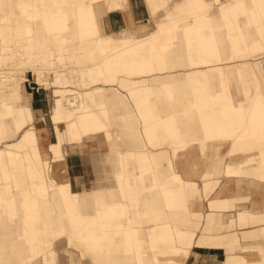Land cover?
I'll list each match as a JSON object with an SVG mask.
<instances>
[{"label":"crops","instance_id":"obj_1","mask_svg":"<svg viewBox=\"0 0 264 264\" xmlns=\"http://www.w3.org/2000/svg\"><path fill=\"white\" fill-rule=\"evenodd\" d=\"M201 2L198 7H193L192 0H177L175 5L167 3L168 10L153 7L146 12L142 0H133V4L121 11L123 23L132 21L136 24L138 21L144 22L146 18V22L151 21V28L147 23L138 28V24L131 31L130 41L119 45L110 54H100L98 61L78 72V77L75 73L71 75V85H75L77 78H86L91 83L97 78L102 84V87L93 88L85 94L81 92L83 96L86 95L94 114L96 110L92 104L104 99L110 94L108 89H112L106 83L111 81L116 86L114 103L108 114L93 115L86 121L83 134L80 133L78 137V142L83 145L85 140L98 142L102 136L106 149L77 157L69 155L66 145L74 144L76 140L69 139L65 130L52 127V140L48 141L47 136L43 135L40 140L47 154L51 155V168L40 169L34 165L32 170H0V199L4 200L5 195L9 194L11 199L5 203L7 207L4 205L10 211L3 220L5 230L0 225V245L4 257L9 260H0V264H24L28 257L37 256H40L38 264H72V256H77L81 264H102V260L106 261L103 264H171V260L179 261V264H230L226 260L230 256L236 257L232 253L234 251L229 250L232 244H229L231 237L227 236L231 231L239 230L236 229V218L233 221L228 219L230 213L235 217L242 214L238 208L232 207L222 215L224 222L218 224V232L198 235L195 231L202 199L193 200L192 205H189V201L188 205L185 202L184 206L179 204L180 209L192 208L196 218L189 217L187 220L185 212L180 211L182 220L177 215L178 221H174L178 230L169 232L165 231V224L171 219L164 220L160 230L154 229L158 222L152 223L154 225L149 228L135 221L132 209L126 203L129 197L126 192L134 194L150 189L149 185L141 183L140 178L149 175V160L155 151L167 149L166 152L171 153L167 147L155 144H172V141L185 144L190 137L198 138L189 134L190 129L177 125L176 119L173 120L175 113L183 121L184 113H188L197 129L202 128V118L207 120V116L212 121L220 117L228 132H232L235 126L240 129V124H244V137L241 139L244 148L236 146L238 139L234 137L229 143L218 147L221 154L227 155L235 149L244 153L253 152L251 149H254V153L259 154L260 150L257 149L264 147V0H223L205 9L201 7ZM241 16L246 18V22L241 20ZM107 17V24L113 30L109 15ZM225 26L237 29L238 33H227ZM168 33V46L173 49L172 54L168 59H159L156 57L159 43ZM143 83L147 85L141 86ZM135 90L145 91L135 93ZM125 91L127 93L123 95ZM28 107L23 103L19 105L24 118H27ZM124 113L136 119H120ZM8 117L11 118L6 116V121ZM159 118L166 120V127L173 129L175 136L169 135L165 127L158 124ZM37 122L35 118L25 121L15 136L7 139L0 136V146L6 142H21V131L33 127ZM49 122L51 126L55 124V121ZM71 122L78 127L75 118L63 123L68 125ZM44 126L45 123L39 127L42 129ZM135 126L143 129L145 134L131 132L129 135L122 130L114 133L111 129ZM211 127L215 129L214 124ZM182 133L187 135L183 136ZM60 145L64 146L62 154H59ZM96 148L101 147L96 143ZM28 151L21 153L27 154ZM166 154L163 153V156ZM81 161L85 179H82L84 170L80 167ZM107 161L110 168L106 165ZM161 165L156 169L157 176L165 175L166 163ZM48 177L52 182L47 180L44 183ZM127 179L130 183L125 185ZM82 182L90 183L86 190L92 192H82L84 189L79 187ZM58 185L62 187V192L64 187L68 190L62 193L63 199L52 195V188ZM32 186L37 188L35 196L29 193ZM154 186L151 191H155ZM42 188L50 190L51 196L47 192H39ZM73 188L77 189V211L82 219H93L97 208L102 209L105 217L103 228L92 227L89 232L99 236L98 247L81 242L76 235L75 221L71 216L74 208L71 205ZM194 190L200 195V187ZM248 197L249 201L244 204L247 211L243 215L246 224L244 230L249 232L264 224V200L258 198L254 201ZM53 206L59 209L54 210ZM251 208L255 209V213L250 212ZM167 212L169 216V206ZM123 213L125 217L121 216ZM251 219L258 221L250 223ZM127 220H130V226L125 228ZM229 225H232L231 231L227 230ZM133 230H139L141 234L135 236ZM262 234L257 233L260 237ZM200 236H205L202 241L198 240ZM76 240L81 247L69 253L68 244ZM150 240L154 243L163 240L164 243L155 248ZM184 241L192 247L188 261L187 250L176 246V243ZM124 245H128V249ZM12 259L17 261L11 263Z\"/></svg>","mask_w":264,"mask_h":264},{"label":"bare ground","instance_id":"obj_2","mask_svg":"<svg viewBox=\"0 0 264 264\" xmlns=\"http://www.w3.org/2000/svg\"><path fill=\"white\" fill-rule=\"evenodd\" d=\"M41 6L39 9L35 0H23L17 1L15 7L18 9L16 12L17 16L11 17L8 16L10 9V5L7 0H0V29L9 30L12 34V40L14 43L10 45V48H14V54L11 55L10 48L9 49H0V67H2L3 63L8 60H12L13 57L20 61L27 58H33L35 56L42 54L44 55V59H49L53 56V53L56 52L62 57H59L58 60L68 64L70 62H75L79 60H85L88 64H92L99 57V51L101 54L107 53L110 49L114 47V43L116 41L122 42V44L127 43L131 39V31L132 28L130 21L128 24H124L120 13H117V10H124L129 4H133V0H123L120 1L119 4L113 3L112 0H67V4H65L64 8L61 6L56 10L52 9V0H38ZM223 0H219L221 2ZM144 5L157 4L154 8H163L164 10H168L167 3H172L175 5L176 0H159L157 3H153V0H142ZM200 0H192V6H199ZM52 3V4H51ZM149 4V5H150ZM210 5L209 0H202L201 7L203 9L207 8ZM171 6V5H170ZM130 7V6H129ZM171 8V7H170ZM109 15L111 19V23L113 26V30H111L107 24L106 18ZM228 16H233L229 14ZM125 18V17H124ZM155 17H153L154 19ZM126 19V18H125ZM177 19V18H176ZM131 20V19H130ZM146 21V18H145ZM127 23V22H126ZM139 26H141L142 21H138ZM175 23V22H174ZM76 26V30L71 34H69L66 30L70 27ZM127 30V31H126ZM126 31V32H125ZM134 31V30H132ZM124 32V33H123ZM134 34V32H133ZM107 36L106 39H101V44L97 40L100 36ZM170 39V33L166 34L164 38L159 43V47L157 49L156 57L168 59V57L172 54V48L168 46V40ZM79 42L73 44H79L77 48H73V51L68 49L67 46L72 42ZM194 42H192L193 44ZM72 44V45H73ZM4 44L3 46H5ZM76 52L79 53L80 56H76ZM62 58V59H61ZM32 60V59H31ZM1 81H5V78L2 77ZM0 96L1 103L3 105L4 111L0 112V134H3L5 137L15 136V133L19 131L21 125L25 121H31L35 118L36 111V103L30 101V97L20 96L17 91L11 87V84H8L3 88L0 85ZM5 91V92H4ZM66 100V99H65ZM103 99H98L97 102L100 103ZM22 101V102H21ZM67 101V100H66ZM29 103V107L27 108V118L22 116V112L19 108V105ZM68 106H77L76 104L71 105L70 101H67ZM84 106L77 115V125L78 129L76 130V124L71 122L67 126H64V130L66 131V135L69 139H75L76 142L71 144L70 146H82L81 143L78 142V137L80 133L83 132L86 121L90 119L94 113L91 108L88 106L85 108L84 113L82 110ZM85 114V115H84ZM173 117V120L179 126H184L190 129L191 136L185 144L177 143L172 141V144L167 143H159L155 144L158 147H167L170 149L171 153L165 149L155 151V153L151 156L149 160L151 162L150 168L148 170V176H142L140 178L141 183L147 184L150 186L148 191H137L132 194L130 192H126L125 187L124 190L127 195H129L126 203L129 207H131L132 212L135 216V221L141 220L145 222L144 216L146 212L154 207L155 205H160V213L161 219L167 220L168 214L164 213V207L167 205L170 207V217L171 220H177V215L179 211V204L184 206V202L186 205H192V201L195 199L207 200L208 204H213L215 201L219 200L220 205L222 202L227 200L226 194L221 197V190L227 188L228 185L238 184L239 182L236 180H231V177L237 175L236 171L234 173L231 170V165L228 162L230 159H234L235 157H231L226 160L224 154L219 153L218 147L221 145H225L230 142V139L236 136V131L239 128L234 127L232 132H228L225 130L224 123L222 119L219 117L218 120L212 121L209 116H207V120L202 118V128L197 129L195 126L189 125L188 122H184L178 115ZM84 115V116H83ZM257 115V114H256ZM6 116H11V124L6 121ZM68 116L65 110L60 106L59 102L56 101L53 106L52 113L49 114V121H55V124L50 127H57V125L62 124L59 120L64 119ZM187 117V118H186ZM218 117V115H217ZM226 117V116H225ZM184 119L190 120L191 117L183 116ZM120 119L123 120H132L136 119V117L130 115L129 113H124V116ZM158 124L163 125L165 119L159 118ZM250 122H252L250 120ZM45 123L44 117L40 118L39 122L35 125L37 126L34 129H25L22 133V139L19 143L6 142L5 148L0 149V170L5 172L8 168H11L10 163H15L14 168H20L21 170L29 169L32 170L34 165L38 166V168L46 167L51 168V162L49 155L45 151L44 145L40 144L41 140V130L38 128L40 125ZM253 123V122H252ZM211 124L215 125V129L211 127ZM63 125V124H62ZM114 133L122 130L127 134L131 135V132L135 134H145L143 129L138 128L137 126L133 128H111ZM169 135L175 136V131L170 129L166 130ZM174 133V134H173ZM252 134V133H249ZM117 135V134H116ZM181 135H187V133H182ZM244 137L242 133L238 138L236 146L238 148L243 147L244 143L241 140ZM77 147V148H79ZM28 148V153L22 156L23 163H17L18 157L21 158L20 149ZM76 148V147H75ZM70 149V148H69ZM68 149V151H69ZM163 153H167L166 156H163ZM262 157L263 153H260ZM49 159V160H48ZM239 163V172L244 174L246 177H258L261 179L260 184H254L253 181H250L248 185L254 187L251 190V198H264V166L263 171L261 172L258 167H253L249 165L248 157L244 158H236ZM243 159V160H242ZM242 160V161H240ZM227 161V162H226ZM166 163L165 175H156V169L161 167L162 163ZM223 174L226 178L225 181H222L220 178H217L219 175ZM47 180H52L50 177ZM130 180H126V184H129ZM152 185L154 186L155 191H151ZM200 185V189L202 192L199 194L194 190L196 187ZM248 187V186H247ZM257 187V189H255ZM43 192H47L51 196L50 190L46 188H42ZM63 192H68L67 188ZM236 189V188H235ZM62 187L55 186L52 188V195L56 196L58 199H63L62 195ZM77 189L73 188V199L71 205L74 206L72 209V220L75 221L76 226V235L79 237L81 242L92 243L95 247L100 246L99 236L95 234H90L91 226L96 225L97 227L104 226L102 224L104 220V215L102 213V209L100 207L97 208V212H95L96 217L93 219H82L80 217V213L77 211L78 204V196ZM240 190L236 189V192ZM235 191H232L233 193ZM30 194L34 196L37 194V188L32 186ZM159 194V195H158ZM221 197V198H219ZM143 201L147 206V211H145L146 206H143ZM204 203L202 202L200 208H204ZM187 212V208L181 207V210ZM189 212L192 214L193 209L188 208ZM155 212V209H154ZM155 217H157L156 213H154ZM125 217V213L121 215ZM258 220H250V223H255ZM210 224V219L206 218V225ZM130 226V220H127V223L124 224V227L127 228ZM123 227V226H120ZM195 227H193L194 231ZM147 231V230H145ZM165 231L169 232V229L166 228ZM132 234L138 236L141 234L139 230H133ZM236 236V233L232 232L227 236L232 237ZM205 236H200L198 238L199 241H202ZM150 243H153L155 248L162 246L164 241L159 240V242L154 243L150 240ZM76 247H81V244L78 240L70 242L67 246V251L70 253H74ZM128 245H124L125 249H128ZM34 250V248L31 246ZM252 248V247H251ZM3 248L0 245V260H6L8 262L9 258L4 257ZM28 252H30L28 250ZM243 257V256H241ZM246 257L253 258L254 262L251 264H263L264 256L263 254H246ZM73 259L72 264H81L80 260L77 256H72ZM262 258V259H261ZM40 256L37 257H28L27 261L24 264H38ZM244 259L242 258L241 261ZM17 259L13 260L11 263H14ZM105 260H102V264L105 263ZM171 264H179V261H170ZM242 264V263H241ZM246 264V263H244Z\"/></svg>","mask_w":264,"mask_h":264},{"label":"rangeland","instance_id":"obj_3","mask_svg":"<svg viewBox=\"0 0 264 264\" xmlns=\"http://www.w3.org/2000/svg\"><path fill=\"white\" fill-rule=\"evenodd\" d=\"M17 1L19 0H7V2L10 5V9L9 11L11 13L8 14V16L11 17H15L17 16L16 12L18 11V9L15 7ZM23 1V0H20ZM67 0H52V9L56 10L58 7H62L64 8L65 4H67V2H65ZM80 1V0H78ZM113 3H117L119 4L120 1L122 2L123 0H112ZM159 0H153V3H157ZM163 1V0H162ZM177 1V0H176ZM219 0H209L210 5L208 7H211L214 3H218ZM35 4L36 6L41 9V6L39 4L38 0H35ZM150 4V3H149ZM144 5L146 12L147 10L156 7L157 4H150V5ZM121 11L122 10H117V13L121 15ZM153 18V16H151ZM155 19V18H154ZM241 20L246 22V18L241 16ZM145 23H147V26L149 28H151L152 24L151 21H144L141 24L144 25ZM139 23L134 24L132 22L131 25V29L130 31L133 30V27H137ZM141 25V26H142ZM76 26L70 27L69 29H67L66 31L71 34V32L73 33L76 28ZM249 30L252 32L253 30L251 28H249ZM127 31V30H126ZM125 31V32H126ZM225 31H227V33L229 32H237L238 30L233 28L230 29L229 27L225 26ZM124 33V32H123ZM12 34L11 32H9V30L6 29H0V49L4 48V49H9L10 45H12L14 43V41L12 40ZM106 39L107 41V36L106 35H102L100 36L97 40L99 41V43H101V39ZM73 43H79V42H72L69 43L70 46L68 45L67 48L73 51V48H77V46H79V44H73ZM4 44H6L5 46H3ZM73 44V45H72ZM114 47L112 49H110L106 54H110L114 51H116L119 47V45L122 44V42L120 43V41H116L114 43ZM14 48H10V53L11 55L14 54ZM102 52L99 51V55ZM76 56H80L78 52H76ZM44 55H38L33 57V58H27L25 57L24 59L17 61V59H15L13 57L12 60H8L7 62L3 63L2 67H0V85L3 86V88H5V86H7L8 84H11V87H13L17 93L20 96H26V97H30V101L36 103V111H35V121H39L40 117H44L45 119V126L44 128L41 129V127H38L41 130V135L43 136H47V140L51 141L52 140V135H51V131H50V122L48 119V116L50 113H52L53 111V106L54 103L56 101L59 102L60 106L63 108V110H65L66 114L68 113V116L65 117L64 119L59 120L62 124L57 125V127L59 128V130L63 129L64 131V126H67V124L63 123L65 121H67L69 118H75V120L77 121V115L76 113L79 112L82 108V105L84 106V109L82 110V112L84 113V110L86 107L89 106V102L87 101L86 95L83 96V94H85V92H89L92 91L93 88L96 87H102V84L99 82V80L97 78H95V81L93 83L89 82L88 80H86V78H77L75 79V85H71L70 82V77L73 73H75V76H79L78 72L82 71L84 68L94 64L96 61H98V59L96 61H94L92 64H88L87 61H83L79 58V60L75 61V62H70L68 64H65L64 62H61L58 60L59 57H62V55H59L58 53L54 52L53 56L50 57L49 59H44L43 58ZM32 59V60H31ZM62 59V58H61ZM4 77L5 81H1V78ZM114 82H109L106 83V85L111 86L112 89H108V93L107 96L100 102H95L93 103V107L96 110V113L93 114L95 115H106L108 114V112L110 111L113 103H114V93L115 91V85L113 84ZM147 84L143 83L141 84V86L145 87ZM84 87H87V89H83ZM71 89V90H68ZM1 91V90H0ZM75 91V92H74ZM139 91V92H138ZM145 90H135V93H144ZM5 92V91H4ZM83 94H82V93ZM112 92V93H111ZM1 93V92H0ZM122 93V92H120ZM127 92L125 91L123 95H125ZM120 94V95H122ZM1 95V94H0ZM1 97L0 96V112H2L3 109V105L1 103ZM70 101L71 105L76 104L77 106H68L67 101ZM22 102V101H21ZM26 105V104H25ZM27 105H29V103H27ZM30 106V105H29ZM124 108V106H123ZM71 109V110H69ZM44 114V115H43ZM185 116H189L188 113H184ZM85 115V114H84ZM83 115V116H84ZM90 116V118L93 117ZM187 118V117H186ZM8 122H11V118L8 117L7 118ZM184 122H188L191 123L193 122V118L191 117L190 120H186ZM194 123V122H193ZM162 127H165L166 130L169 131L168 127H166L167 122L165 120L164 124L161 125ZM27 125H25L26 127ZM241 128L236 132L238 134H236V136L234 135V137L236 139H238L237 137H240V135L242 134V131L244 130V124H240ZM24 127V128H25ZM36 128V125L33 124V127H29L28 129H34ZM76 130L78 129L77 127H74ZM25 129H23L21 131L20 134H22V132ZM61 132V131H60ZM66 132V131H65ZM19 134V135H20ZM83 134V133H81ZM174 134V133H173ZM0 136H2V138H9V137H5L3 134H0ZM174 136V135H172ZM233 137V138H234ZM80 143V142H79ZM96 143L101 147L96 148ZM106 141L103 139L102 136L99 137L98 142L96 140H85L82 146H73L71 147L70 145H66V147L69 149V155H82L83 153H89V152H98L100 150L105 151L106 149ZM63 145H60V150H59V154H62L63 152ZM76 147V148H75ZM79 147V148H77ZM5 148V144L0 146V149H4ZM27 148H24L23 150L20 149V157H18V159L16 160L17 163L19 162L20 164L23 163V158L22 156L24 155L23 153L27 152ZM253 152L250 153H244L242 151L237 152L236 149L234 151L229 152L226 157V160L228 161L229 158L231 157H235L240 159V158H244V157H248L249 159V165L253 166V167H258V169L262 172L263 171V166H264V156L262 157L261 155H259L260 153L264 154V147H261L260 149V153H254V149ZM236 151V152H235ZM23 152V153H21ZM50 155V154H49ZM107 155V152H106ZM77 157V156H76ZM82 156H80L81 159ZM50 158V162H52V158L51 155L49 156ZM230 159L228 162L231 165V170L234 173V171H236V173H238L237 175H234L231 177V180H236L239 183L238 184H233L231 183V185H228L227 188L221 190V197H223L226 194V199L225 201L222 202V205H220L219 200L215 201L213 204H208L207 200H204V208L201 209L200 215H197V219H193V220H197L198 222V228L196 229L195 234L201 235V234H207L209 235V232L212 233H216L218 232V224L219 223H223L224 220L223 216L224 214L227 213L228 209H231L232 207L234 209L238 208L242 214H240V216L235 217L234 214L230 213L231 215H229L228 219H231V221L234 220V218H236V229H239L238 231H234V233H236V236H232L229 239V244L231 245V248L229 250H232L234 252H232L233 254L236 255V257L230 256L229 259L226 260V262L230 263V264H251L254 262L253 258H248L246 257V254H263L264 256V224H260V227L258 229L255 230H251V231H246L244 230V228L246 227V224L244 223L245 218L243 215L244 211H247L246 207H244V204H246V201H249V197L251 198V190L254 188L250 185H248V183H250V181H253L254 184H260L262 182L261 179H259L258 177H246L244 174H241L239 172V163L238 161H236L237 159ZM49 160V159H48ZM82 160V159H81ZM243 160V159H242ZM240 160V161H242ZM226 161V162H227ZM76 162V160H75ZM77 163V162H76ZM80 167L83 168L84 170V174L82 176V179H85V169H84V164L81 161L80 162ZM108 163V164H107ZM106 165H108L109 167V161H107ZM11 165V170H16V168H14L15 163H10ZM46 167H41L40 169H43ZM110 168V167H109ZM17 170L22 171L20 168H17ZM14 178L16 179V174L13 172ZM217 178H220L222 181H225L226 178L223 174L219 175ZM8 179V178H7ZM67 180V179H65ZM47 181V179L44 181V183ZM52 181H50L51 183ZM90 186V183H86V182H82L79 187L81 189H84L82 192H92V191H87V187ZM248 186V187H247ZM200 187V185H198V188ZM240 190L239 192H236V189ZM76 189V188H75ZM257 189V187L255 188ZM43 189H41L39 192H41ZM232 191H235L233 193H231ZM202 192V190H201ZM231 194V195H230ZM8 195V193H7ZM159 195V194H158ZM201 198V195H199ZM5 199H0V202H2L3 204L0 205V225L1 227L5 230L4 227V219L9 216L8 214L10 213L9 210H7L6 208H4L5 203H7L10 199V194L8 196L5 195ZM219 197V198H221ZM0 198H1V194H0ZM260 199H263V197H259ZM79 199V198H78ZM202 199V198H201ZM252 199V198H251ZM258 199V198H254V201ZM51 202V200H50ZM143 204H145V202L143 201ZM52 206V204H51ZM146 206V204H145ZM241 206V207H240ZM5 207H7V205H5ZM54 210H58L59 208L57 207H52ZM145 211H147V206L144 207ZM155 209V212H154ZM168 210V206L166 205L164 207V213H167ZM180 211H184L185 212V217L187 218V220H189V217H194L196 218V214L193 212L192 214L188 211L186 212L185 209L181 210L179 208L178 211V215L180 213ZM234 211V210H233ZM254 211L255 213V209H250V212ZM232 212V211H231ZM154 213H156L157 217H155ZM253 214V213H252ZM12 215V214H11ZM210 219V224L206 225V218ZM180 220L181 217L179 215ZM59 219H63V218H59ZM145 222H142L141 220H138V222H140L141 224H146V226H149V228L155 224V223H159V224H155L154 225V229L155 230H160L162 229V224L164 222L163 219H161V213H160V205H155L154 207L150 208L145 216H144ZM168 219H171L170 216H168ZM110 220H115V219H110ZM109 220V221H110ZM175 220H168L165 224L166 228L169 230H178L177 229V222L174 223ZM203 222V224H202ZM136 223V222H135ZM154 223V224H152ZM264 223V222H263ZM245 225V227H244ZM242 227V229H240V227ZM97 228L96 225L91 226ZM101 228H103V226H100ZM165 228V229H166ZM229 229H227L228 231H231L232 225H229L228 227ZM234 229V228H233ZM232 229V230H233ZM107 230H109V227L107 228ZM226 230V231H227ZM263 233L262 234V238L260 236L257 235V233ZM260 237V238H259ZM260 239V240H259ZM87 243V242H86ZM176 246H178L179 248H181L182 250H187V261L189 259L190 252L192 251V247H190L189 245H187L184 242L182 243H176ZM252 247V248H251ZM181 250V253H184ZM195 253V252H194ZM189 256V257H188ZM243 256V257H241ZM242 258L244 259L243 261ZM262 259V258H261ZM39 263V261H37ZM48 262L50 263V258L48 259ZM263 264H264V259H263Z\"/></svg>","mask_w":264,"mask_h":264}]
</instances>
